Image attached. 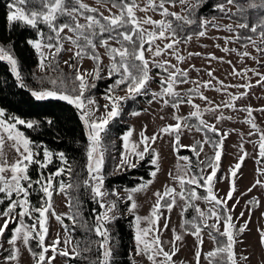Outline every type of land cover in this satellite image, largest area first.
I'll use <instances>...</instances> for the list:
<instances>
[{
    "label": "snow or ice",
    "instance_id": "6c2138e0",
    "mask_svg": "<svg viewBox=\"0 0 264 264\" xmlns=\"http://www.w3.org/2000/svg\"><path fill=\"white\" fill-rule=\"evenodd\" d=\"M97 3L111 4V8H106L108 15H104L98 8L90 7L83 0H10L6 5L8 25H20L34 31L35 38H28L26 43L37 55V68L40 72L45 73L38 82L41 85L49 86L39 89L28 88L11 45H0V62L7 65L16 85L21 89H27L36 101L58 100L74 106L87 130L88 147L85 166L87 178L75 184L68 182L72 179L74 169L65 154L63 152L54 153L43 143H37L30 139L21 130V127L34 129L39 126V122L26 120L0 107V205L6 204V207L0 211V220L3 221L0 226V250H5L6 230L9 229L10 224L15 225L6 240L10 251L9 255L4 257V264H19L20 245L29 251L35 264H53L57 256L88 260L89 264H111L114 248L108 225L118 218L115 213L117 200L121 198L118 192L109 193L104 188L103 165L106 151L104 138L109 124L121 115L123 102L136 99L138 96L149 95L150 82L157 77H159V91L151 92L149 104L162 102V106H171L177 111L182 104H187L192 111L187 116L174 113L173 119L176 123L162 127L159 133L153 134L151 137L141 131V138L138 142H133L130 139L133 129H129L121 136L124 151L121 152L117 170L135 168L139 162L145 159L146 155H150V163L154 166V170L149 175L155 178L160 171V155L153 145L162 135L174 138L172 146L177 154L176 174L173 176L170 172L169 176H172L178 184L180 191L177 192L176 188L165 185L163 192H155L156 202L149 217L135 214L138 205L134 194L144 191L148 185L153 183V180H147L136 187L125 189L126 200L130 202L127 212L134 216L136 255L146 256L151 264H173L172 258L178 251L176 242L181 241L183 237L176 234L175 229H172L173 240L168 242L172 245V251H165L166 242L160 238L162 230L159 227V221L163 216L162 209H166L170 213L174 207L179 206L178 201H182V215L189 208L194 209L196 213L191 220H185L181 225L198 241L195 253L196 264H200L202 255L200 246L203 245L201 234L205 229L209 231V237L216 245L213 250L203 254L207 264H238L234 251L235 224L231 209L228 208V200L233 198V192L236 190L234 180L226 197L219 198L213 191L220 168L223 139L227 134L221 136L216 125L208 123L203 117L205 113L220 111L222 106L235 110V102L246 96L247 93L242 92L239 95H234L227 92V88H248L250 85H224L223 81L213 76L212 71H208L207 74L215 79L220 87H215L211 80L192 81L189 79L187 70L177 67L170 60L160 59L162 56L170 55L178 63L184 62L185 57L180 55L178 45L188 43L193 36L204 37L210 25L219 27L214 22L215 18L208 20L197 16L203 0H144L143 7L139 0H97ZM177 4L181 6L180 12L169 10L170 7H175ZM226 5H234L237 11L232 13ZM215 7L216 10L226 15L230 14L229 18L231 15L239 16L243 22H239L237 27L247 29L259 37V43L252 37L246 39L258 53L264 55V15L259 16L251 26L246 15L249 10L264 12V0H249L247 7L242 6L237 0H225V3L217 4ZM113 8L117 11L113 12ZM149 11L158 13L161 19L154 20L148 15L137 16V12L147 13ZM227 30L234 31L231 26H227ZM239 39L241 37L237 36V40ZM157 41H166V43L161 47ZM66 44L70 47L66 48ZM244 47L246 48L247 44ZM99 48L105 50L109 60L107 78L115 79L103 96V99L108 101L103 106L105 112L102 116L97 117L98 102L86 93L96 87L94 81L104 78L101 75L103 60L99 54ZM223 51L236 50L224 48ZM62 52L71 53L69 60L63 61L72 70L70 75L64 73L59 67V57ZM191 55L200 54L189 53V56ZM238 55L243 58L250 56V53L244 51ZM85 58L94 62L93 70L81 71V64L72 62H79ZM251 58L259 63L258 57L252 56ZM209 59L216 60L218 58L210 56ZM152 68L159 70L155 76L151 74ZM193 69L199 71L194 66ZM249 71L260 76L257 83L264 82V75L255 69H245L243 72H239L233 68L232 74L242 77L246 76ZM49 72L55 75H48ZM189 83L195 87L188 89L185 94L176 90L179 85ZM201 88H214L218 92H224L228 96V100L224 101L223 105L213 104L203 94ZM118 91L125 92V95H118ZM197 97L207 102L208 107L201 109L200 105L194 103V99ZM241 110L248 113L249 118L245 122L250 124L253 129H257L254 118H252L253 109L249 107ZM131 114L133 116L140 115L139 112ZM192 119H195L197 123H189ZM223 119H231V117H225L222 113L216 117L217 123ZM46 122L49 125L52 123L51 120ZM193 128L204 134L203 141L198 140L190 145L181 144L182 133L185 130L191 131ZM208 133H214L221 138L213 141ZM251 134L249 133V135ZM205 144L213 148L214 155H205L204 159H201ZM5 146L15 154L11 161L8 159ZM181 148H187L195 155L197 160L195 171L191 159L188 156L179 155ZM259 149L260 157H264V134L260 136ZM246 155L247 153L241 155L239 162L230 168L231 177L237 176ZM54 158L60 161V167L56 168L54 172H47L46 170L53 163ZM33 166H36L37 169L36 179H33L30 174V169ZM208 169L211 171L208 172ZM258 171L264 175V170L258 169ZM62 177H67L68 181ZM256 185L264 187V183L260 180H257L253 187ZM198 188L204 189L207 195L200 196L197 192ZM81 189L99 208V211L92 210L94 221L91 225L83 217L79 198L69 195V190L79 192ZM34 192L43 194L40 207L33 205L29 199ZM54 193L66 196L69 213L63 216L55 213L52 205ZM109 195L116 199L108 200ZM198 200H204L209 205L207 210H202L195 203ZM254 203L258 204V201H249V204ZM49 213L61 223L67 235L63 241L57 237L50 245H45V239L49 233L47 226ZM241 216H243V212ZM25 218L31 220L32 223H28ZM65 218L72 222L73 230L79 226L85 233L94 234L97 239L73 241L68 225L64 224ZM168 219L165 218L163 229L168 228ZM209 220H212L213 223L209 224ZM144 222L147 223V227L141 226ZM221 222L223 231L220 230ZM185 225L188 227L185 228ZM246 226V224L241 226L238 231L243 233ZM217 235L224 239L219 240ZM32 240L37 241L39 252L33 251L30 247ZM261 240L264 243V233H261ZM94 248L99 254L94 260H91L86 254L91 253ZM49 251L52 252L50 257L46 255ZM241 259L247 258L241 257Z\"/></svg>",
    "mask_w": 264,
    "mask_h": 264
},
{
    "label": "rangeland",
    "instance_id": "374dc122",
    "mask_svg": "<svg viewBox=\"0 0 264 264\" xmlns=\"http://www.w3.org/2000/svg\"><path fill=\"white\" fill-rule=\"evenodd\" d=\"M84 3L90 6H97L104 13L108 14L106 8H111L110 4L104 5L103 3L98 4L97 0H83ZM141 7L144 5V0H139ZM172 11L180 12L181 6L177 4L175 7H170ZM114 12L115 9L113 8ZM145 15L151 16L154 20L161 19L158 13L149 11L147 13L137 12V16L144 17ZM215 24L219 27H208L206 35L204 37L197 38L193 36L192 40L188 43H181L178 45L180 55L185 57L184 62L178 63L175 58L170 55L162 56L160 59L170 60L172 64H176L177 67L187 70L189 74V79L192 81H212L215 87H220L216 83L215 79L208 76V71L213 72V76L220 81H223L224 85H242L249 84L248 88L240 87H229L227 92L234 95H239L242 92H246L247 95L235 102V110L231 108L221 107L220 111L216 113H205L204 119L210 123L215 124L216 128L221 132L222 136L226 133L223 139V152L220 162V168L222 170L221 178H217L214 182L213 191L218 195L219 198L226 197V194L231 188V185L235 183V191L233 192V198L228 200V208L231 209V215L233 217V223L236 226L247 225L244 232L241 235L235 233V245L234 251L238 264H264V243L261 240V233H264V187L256 184L257 180L264 183V175H261L259 170H264V157L259 155V142L260 136L264 134V82L257 83L260 80V76L254 75L253 72H247L246 76L238 77L234 76L233 68L239 72H243L245 69H255L261 75H264V55H261L256 51V49L247 43L245 48L234 40L235 35V24L228 18L215 19ZM227 26H231L234 31H228ZM147 27V26H146ZM259 43V38L254 39ZM227 41V42H226ZM157 43L163 47L166 41H157ZM65 47H70V45H65ZM224 48L235 49L236 51L225 52ZM103 56V67L107 68L109 63L108 57L105 54L103 48H99ZM247 51L250 56L241 57L238 53H243ZM189 53H199L200 55H191ZM150 55V54H148ZM71 56L70 52H64L63 58L68 60ZM210 56H215L218 59L210 60ZM258 57L259 63L253 60L251 57ZM230 62V63H229ZM81 64V71L93 70V62L91 59L85 58L79 62ZM193 66L195 69H193ZM155 76V73H151ZM159 77L150 82V89L155 92L159 88ZM188 87H195V85L181 84L177 87V91L181 94L185 93ZM201 91L205 96L208 97L213 104L223 105V102L228 100V96L224 92H218L213 89H203ZM118 95H125V92L118 91ZM108 103L107 100L102 99V103L99 106V110L96 112V116H102L105 112L104 105ZM194 103L200 105L201 109L208 107L207 102L200 100L198 97L194 99ZM1 107V106H0ZM253 109L252 118L257 125V129H253L250 124L246 123L248 119V113L242 111L245 108ZM192 111L191 107L187 104H182L177 111L171 106L164 107L162 102H153L149 104L148 102L144 104L142 110L139 112L140 115L130 117V127L123 133V135L129 130L133 129V135L130 138L133 142H138L140 140V133L144 131L145 134L151 137L153 134L159 133V130L166 125H173L176 121L173 119V114L180 116H186ZM225 117H231V119H223L217 123L216 117L221 115ZM163 117V119H161ZM23 131V129L21 128ZM249 133H252L249 135ZM173 137L168 135H162L157 139L153 147L159 152L160 160L158 172L155 178H150L153 183L148 185V187L141 192L134 194V199L138 205L136 209V215L141 217H149L152 207L156 202L155 192H163L165 185L176 188L179 192L180 188L178 184L173 180L172 176H169L171 172L173 176L176 174V164H177V154L173 150L172 142ZM204 135L201 132H197L195 128L191 131L185 130L181 135V143L183 145L194 144L195 141H203ZM5 151L8 154V159L11 161L14 158V152L11 151L7 146H5ZM212 152L210 145H204V153L201 154V159H204L205 155ZM244 153L247 155L244 157L241 164V168L237 172L235 178L231 177L230 168L239 162V158ZM183 156V155H182ZM120 157H118V162H120ZM184 163V162H181ZM208 172L211 169L207 170ZM219 174V170L217 175ZM145 182V181H144ZM143 183V182H142ZM141 184V183H140ZM139 185V184H138ZM137 185V186H138ZM136 187V186H135ZM125 189L120 187L118 189L122 196L126 195ZM251 189V191H249ZM255 197V201H258L255 207L249 204V201ZM197 205L202 210H207L209 205L204 200L196 201ZM52 205L56 214L64 215L68 213V208L66 204V197L64 194H53ZM178 205L172 209L169 213L166 209H162L163 216L159 221V227L162 230L160 233V238L162 241L166 242L164 247L165 251H172L171 242L173 240V231L176 230V234L182 235L183 239L176 242V247L178 251L173 256V260L176 264H196L195 253L198 247V241L195 236L191 235L190 232H186L182 227V214L181 207L183 205L182 201H178ZM243 212V216L241 213ZM165 218L168 219V228L163 229L165 223ZM212 221V220H209ZM213 222V221H212ZM3 221L0 220V226H2ZM49 233L45 239V245H50L52 241L56 240L57 237L63 241L66 238V232L61 223H59L55 216L49 213L48 223H47ZM142 227H147V223L144 222ZM134 228V219H133ZM220 228L223 229V223L221 222ZM203 245L201 247V258L200 264H207L204 259L203 254L207 253L214 247L212 239L209 237V232L205 229L202 232ZM135 236V229H134ZM4 249L6 250L9 246L6 243V238L4 237ZM135 244V240H134ZM63 245L61 244V247ZM0 250V264H4V257L7 256ZM20 261L19 264H35L29 251L20 245ZM47 256H52V252L49 251ZM241 257H246L247 259H241ZM135 258L139 264H151L147 260L146 256L136 255V244H135ZM53 264H71L68 258L57 256L53 261Z\"/></svg>",
    "mask_w": 264,
    "mask_h": 264
},
{
    "label": "trees",
    "instance_id": "16d2710c",
    "mask_svg": "<svg viewBox=\"0 0 264 264\" xmlns=\"http://www.w3.org/2000/svg\"><path fill=\"white\" fill-rule=\"evenodd\" d=\"M9 2L10 0H0V45L12 46L15 56L19 61L22 74L26 84L28 85V88L39 89L41 87H48L49 85H41L38 82L40 78L45 75V73L40 72L37 68V55L34 50L26 43L28 38H35V33L33 30L25 29L20 25H8L6 19L8 9L6 5ZM237 2L244 7H247L249 0H237ZM222 3H225V0H203L200 9L197 12V16L207 18L208 20H212L213 18H228L233 21L235 24L234 40L240 45L244 46L249 43L246 39L247 37H252L253 40L259 38L249 30L237 27V24L239 22H243L239 16L231 15V18H229L230 14L226 15L225 13L216 10L215 6ZM90 7L98 8L97 6ZM226 7L230 8L232 13H235L237 11L234 5H226ZM98 9L103 12L100 8ZM169 10L172 11L171 9ZM116 11L117 10L115 9L114 12ZM104 15L108 14L104 13ZM246 15L248 16V23L251 26L259 16L264 15V12L249 10L248 12H246ZM209 27L212 26L210 25ZM237 36L241 37V39L237 40ZM98 51L103 60L100 49H98ZM63 55L64 52L60 54L59 67L63 70L64 73L70 75L72 70L63 63V61H65ZM72 62L79 63L80 61ZM101 67V75L104 78L94 81L96 87L92 88L90 92L86 93V95L93 97L98 102L99 106L102 103L103 96L106 93L109 85H111L113 83V80L115 79H108L107 68L104 69L103 64ZM94 68L95 64L93 62V69ZM157 71L159 70L152 68L151 73L156 74ZM48 75L55 74L49 72ZM190 88L193 87H188L185 90V93ZM151 92L153 91L149 89V95L138 96L136 99L123 102V110L121 112V115L113 120L108 126V131L104 138V146L106 148V151L104 154L103 175L104 188L109 193L113 191L119 193L118 189L120 187L133 188L151 178L149 173L154 170V166L150 163V155H146L145 159L139 162V164L135 168L117 170V165L119 164L118 157L121 155V152L124 151L121 136L130 127L131 113L142 110L144 108V104L151 99ZM0 106L5 108V110L11 114L17 115L26 120H36L39 122V126L34 129H24L23 127L21 128L23 129L25 134L33 141H36L37 143H43L54 153L63 152L65 154L74 171L72 173L71 181H68L67 177H62V179L75 184L77 182H82L87 178L85 167L87 164L86 149L88 147L87 130L79 118V112L74 106L69 105L64 101L58 100L36 101L27 89H21L16 85L14 77L11 75L7 65L4 62H0ZM48 120L52 121L50 125L46 122ZM189 123L196 124L197 121L195 119H192L191 121H189ZM219 133L221 134L220 131ZM208 136L213 141H217L221 138L222 134L221 136H217L214 133H208ZM211 149L212 152L208 153L207 156L214 155V150L212 147ZM179 155L188 156L192 161L193 170H196L195 165L197 163V160L195 155L189 149L181 148L179 151ZM58 167H60V161L54 158L53 163L49 165V168L46 171L54 172ZM30 174L32 175L33 179L37 178L36 166H33V168L30 169ZM221 174L222 170L219 169L217 178H221ZM197 192L202 197L207 195L205 190L202 188H198ZM69 195H71L73 198H79L81 202V212L83 214V217L87 220L89 225H91L94 221L92 210L96 209L97 211H99L98 205H96L91 200L89 195L86 194L83 189H81L79 192L69 190ZM119 196L121 199L117 200V211L115 213L118 218L108 225L112 235V246L114 248L111 264H139L135 258L133 228L134 216L127 212V207L130 202L126 200V195L122 196V194L119 193ZM29 199L31 200L33 205H35L36 207H40L43 200V194L34 192ZM107 199L115 200L116 197L109 195ZM252 201H255V197L252 199ZM66 204L68 205L67 198ZM251 206L255 207L256 204L254 203ZM4 207H6V204L0 205V211H2ZM67 208L69 213L70 209L68 206ZM195 215L196 213L194 209L189 208L182 215V224L185 220H191ZM25 219L28 223H32V221L28 220V218ZM208 223L211 224L213 222L208 221ZM64 224L68 225V229L71 233L73 241L97 239L94 234L85 233V231H83L79 226H76L73 230L72 222L67 218L64 219ZM13 227H15V225L10 224L9 229L6 230V239L10 236V230ZM187 227L188 226L185 225V228ZM240 227L241 225L235 227L234 231L237 235H241V233L238 231ZM220 230L223 231V229L221 228ZM217 238L219 240L224 239L223 237H219L218 235ZM30 247L35 252L40 251V249L37 247V241L35 240L30 241ZM214 247H216L215 244ZM213 248L211 250H213ZM9 251L10 249L8 246L7 249L3 252L9 255ZM98 254L99 253H97L94 248L91 253H88L86 255H88L89 259L94 260ZM68 260L71 264H89L88 260L83 259L68 258ZM173 264H176L174 260Z\"/></svg>",
    "mask_w": 264,
    "mask_h": 264
}]
</instances>
